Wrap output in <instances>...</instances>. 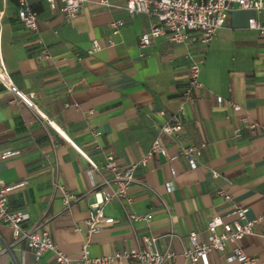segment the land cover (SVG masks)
I'll return each instance as SVG.
<instances>
[{
	"label": "crops",
	"instance_id": "obj_1",
	"mask_svg": "<svg viewBox=\"0 0 264 264\" xmlns=\"http://www.w3.org/2000/svg\"><path fill=\"white\" fill-rule=\"evenodd\" d=\"M27 1L37 12L38 34L20 21L17 0H0V50L7 71L17 89L33 93L46 116L41 118L0 83V177L6 184H20L8 202L29 214L25 227L42 223L58 249L77 258L86 239L91 190L101 180L82 153L97 163L106 154L121 165L134 163L180 106L182 132L160 136L163 152L137 167L129 203L112 199L105 205L113 220L89 237L90 255L141 249L143 237L154 236L156 249L169 247L176 253L161 264H201L181 255L190 245L189 232L203 240L207 220L215 214L227 222L236 220L235 206L244 209L245 219L264 213V37L247 28L253 10L233 5L206 45L193 33L186 43L160 37L140 50L138 38L150 19L129 16L122 8L124 0H109L111 6L86 0L73 17L61 11L58 1ZM114 18L125 23L119 35L111 36L109 22ZM108 38L114 44L107 45ZM40 40L52 56L49 61L36 59ZM92 40L103 46L89 54ZM189 53L203 54L202 89L192 101L182 102ZM242 115L255 124L253 129L242 125ZM202 140L206 147L195 167L173 157L180 146ZM4 152L12 153L1 157ZM59 186L74 196L68 205ZM218 190L227 192L229 200ZM127 212H151L152 218L130 223ZM262 234L264 226H254L241 245L264 264ZM230 254L229 243L222 252L209 251V264H236ZM12 263L55 261L51 251L36 259L24 241L13 237L10 226L0 222V264Z\"/></svg>",
	"mask_w": 264,
	"mask_h": 264
},
{
	"label": "built area",
	"instance_id": "obj_2",
	"mask_svg": "<svg viewBox=\"0 0 264 264\" xmlns=\"http://www.w3.org/2000/svg\"><path fill=\"white\" fill-rule=\"evenodd\" d=\"M52 4L60 2V9L67 17L75 16L82 4L86 0H45ZM99 4L111 6L109 0H98ZM17 15L23 25L32 33L38 34L37 12L31 7L27 0H17ZM233 5L243 9H250L255 12V16L247 19V28L256 31L264 37V0H124L123 10L129 15L143 14L150 21L148 29L143 31L138 38V48L144 49L154 40L165 37L172 43H186L190 35L195 33L196 40L200 44H208L216 31L224 25ZM1 18V15H0ZM124 20L119 18L111 19L109 28L111 36L119 35L120 29L124 25ZM107 45L114 44L112 38L107 39ZM36 59L49 61L52 56L47 47L40 40ZM98 40H92L87 49L89 54L102 48ZM143 55V52H140ZM203 62L202 53H189L187 66V81L182 93V102L192 101L196 91L202 89L199 80L200 67ZM0 83L11 90L17 98L23 101L41 118L46 119L33 100V93H23L14 85L4 62L0 50ZM218 102L222 101L221 96H217ZM237 109L238 105L232 103ZM164 114L163 110L158 112ZM183 107H179L176 114L166 118L159 129V135L152 140L148 152L138 161L129 165H121L113 154L104 155L100 162H94L85 154L90 169L96 170L100 176V182L94 186L91 192L94 200L89 204L88 214L84 220L86 239L82 243L81 252L77 258H73L58 249L49 231L42 223H36L25 227L24 222L28 220L29 214L21 209H15L8 202L9 193L17 186L6 184L0 177V222L7 224L12 229L13 237L22 240L31 250L33 256L39 259L44 253L51 251L55 264H108L114 260L132 259L133 264H161L164 259H173L176 253L169 247L158 250L154 247L156 238L154 236H144V248H123L115 250L112 254L94 257L89 252V237L102 229V223L113 220L105 214V205L112 199H118L123 204L129 203L131 197L128 194L129 185L135 181V170L140 165H146L153 154L163 152L160 143V136L175 137L183 130L182 123ZM243 126L253 129L255 124L242 115L239 118ZM235 135L239 136L240 127L234 129ZM206 147L204 140L198 144L180 146L173 157L183 158L190 167H195ZM12 152H4L1 157L10 155ZM217 176V172L212 173ZM62 193L63 202L68 205L74 196L66 188L59 186ZM224 199L229 200L230 196L224 190H218ZM232 213L236 220L227 222L222 216L215 214L210 217L205 225L206 237L200 240L195 231L188 234L190 245L185 248L181 255L190 261H199L201 264H209V251L222 252L226 243L231 244L230 258L236 264H262L256 255L247 254L242 245L241 239L254 232V226L262 224L264 226V213L258 214L251 219H245L244 209L235 206ZM152 218L151 212L135 213L127 212L126 219L130 222L146 221ZM264 237V234H262ZM13 264V263H12Z\"/></svg>",
	"mask_w": 264,
	"mask_h": 264
}]
</instances>
